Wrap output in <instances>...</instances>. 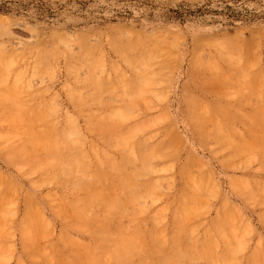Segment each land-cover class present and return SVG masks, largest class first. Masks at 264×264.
Instances as JSON below:
<instances>
[{
  "label": "rangeland",
  "instance_id": "374dc122",
  "mask_svg": "<svg viewBox=\"0 0 264 264\" xmlns=\"http://www.w3.org/2000/svg\"><path fill=\"white\" fill-rule=\"evenodd\" d=\"M0 84V264H264V0H0Z\"/></svg>",
  "mask_w": 264,
  "mask_h": 264
},
{
  "label": "bare ground",
  "instance_id": "6f19581e",
  "mask_svg": "<svg viewBox=\"0 0 264 264\" xmlns=\"http://www.w3.org/2000/svg\"><path fill=\"white\" fill-rule=\"evenodd\" d=\"M221 45V44H220ZM91 49V48H90ZM129 49V48H128ZM134 49V48H133ZM86 50V49H85ZM147 50V49H146ZM226 50V49H225ZM2 51V50H1ZM16 53V52H15ZM232 54V53H231ZM14 55V54H13ZM9 56V55H8ZM88 56H89V54H88ZM40 58V57H39ZM5 60H7V58L5 59ZM9 60V59H8ZM36 60H39V59H36ZM92 60V59H91ZM4 61V60H3ZM9 61H7V63H8ZM83 62V61H82ZM10 63V62H9ZM38 63V62H37ZM41 63V62H40ZM6 63H4L3 65H5ZM12 64V63H11ZM82 64V63H81ZM85 64V63H84ZM93 64V63H92ZM88 65V64H87ZM97 65V64H96ZM6 66V65H5ZM95 66V65H94ZM92 67V66H91ZM37 68V67H36ZM94 68V67H93ZM134 68V67H133ZM38 70H40V69H38ZM7 80H5V82H6ZM104 81V80H103ZM112 81V80H111ZM125 81V80H124ZM142 81V80H141ZM152 81V80H151ZM17 82V81H16ZM100 82V81H99ZM114 82V81H113ZM129 82V81H128ZM146 82V80L144 81V83ZM147 82H149L148 80H147ZM1 83H3L4 84V82H3V80H1ZM93 83H95V82H93ZM134 83V82H133ZM136 83V82H135ZM16 84V83H15ZM108 83H106V85H107ZM111 84V83H110ZM123 84V83H122ZM148 84V83H147ZM1 85V84H0ZM145 85H146V83H145ZM144 85V86H145ZM10 86V85H9ZM13 86V85H12ZM16 87H17V85H15ZM98 86V85H97ZM135 86V85H134ZM112 87V86H111ZM115 87V86H114ZM101 88V87H100ZM99 88V89H100ZM22 89V88H21ZM108 89V88H107ZM120 89V88H119ZM140 89L142 90L141 92L143 93V89L142 88H139V91H140ZM11 91H12V89H10ZM114 90V89H113ZM15 91V90H14ZM109 91V90H108ZM112 91V90H111ZM125 91V90H124ZM131 91V90H130ZM129 91V92H130ZM10 92V91H9ZM8 92V93H9ZM140 92V93H141ZM125 93H126V91H125ZM4 94V93H3ZM11 94V93H10ZM12 95V94H11ZM14 95H16L17 96V94L15 93ZM5 96H7L6 94H5ZM14 98V97H13ZM10 99V98H9ZM12 99V98H11ZM16 109V108H15ZM21 109H22V107H21ZM117 111V110H116ZM114 113V112H113ZM114 115V114H113ZM110 117V116H109ZM108 117V118H109ZM105 119V118H104ZM113 119V118H112ZM49 154H51V153H49ZM51 158V157H50ZM53 160H55L54 158H53ZM120 170V169H119ZM148 190V189H147ZM137 200V199H136ZM120 201V200H119ZM120 206V205H119ZM28 229H26V231H27ZM125 252V251H124ZM110 253V252H109ZM111 255V254H110ZM112 256V255H111ZM113 257V256H112ZM116 261V260H115Z\"/></svg>",
  "mask_w": 264,
  "mask_h": 264
}]
</instances>
